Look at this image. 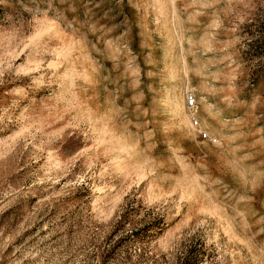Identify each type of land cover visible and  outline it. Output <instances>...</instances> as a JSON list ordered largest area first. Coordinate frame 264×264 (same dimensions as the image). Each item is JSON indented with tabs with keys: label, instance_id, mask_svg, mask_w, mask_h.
Masks as SVG:
<instances>
[{
	"label": "rangeland",
	"instance_id": "rangeland-1",
	"mask_svg": "<svg viewBox=\"0 0 264 264\" xmlns=\"http://www.w3.org/2000/svg\"><path fill=\"white\" fill-rule=\"evenodd\" d=\"M0 264H264V0H0Z\"/></svg>",
	"mask_w": 264,
	"mask_h": 264
},
{
	"label": "built area",
	"instance_id": "built-area-1",
	"mask_svg": "<svg viewBox=\"0 0 264 264\" xmlns=\"http://www.w3.org/2000/svg\"><path fill=\"white\" fill-rule=\"evenodd\" d=\"M187 106H188L189 110L196 111L197 98H196V95L191 93V92L187 96ZM191 122H192V126L193 127H195V128H199L200 127V121L197 118L196 114L192 115ZM203 137L206 138L207 135L204 133Z\"/></svg>",
	"mask_w": 264,
	"mask_h": 264
},
{
	"label": "bare ground",
	"instance_id": "bare-ground-1",
	"mask_svg": "<svg viewBox=\"0 0 264 264\" xmlns=\"http://www.w3.org/2000/svg\"><path fill=\"white\" fill-rule=\"evenodd\" d=\"M192 111V110H191ZM191 113H193V114H196L197 113V111H192ZM192 117V116H191ZM195 128V127H194Z\"/></svg>",
	"mask_w": 264,
	"mask_h": 264
}]
</instances>
